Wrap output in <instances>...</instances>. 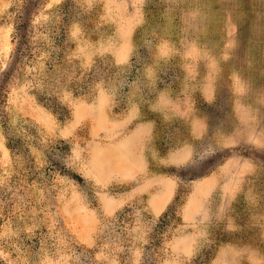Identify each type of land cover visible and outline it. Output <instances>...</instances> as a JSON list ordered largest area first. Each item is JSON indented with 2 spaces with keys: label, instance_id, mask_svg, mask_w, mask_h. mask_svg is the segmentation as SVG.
I'll use <instances>...</instances> for the list:
<instances>
[{
  "label": "rangeland",
  "instance_id": "1",
  "mask_svg": "<svg viewBox=\"0 0 264 264\" xmlns=\"http://www.w3.org/2000/svg\"><path fill=\"white\" fill-rule=\"evenodd\" d=\"M0 264H264V0H0Z\"/></svg>",
  "mask_w": 264,
  "mask_h": 264
}]
</instances>
